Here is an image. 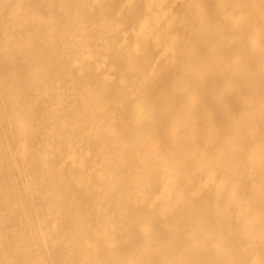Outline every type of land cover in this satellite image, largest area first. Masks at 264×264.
<instances>
[{
  "label": "rangeland",
  "instance_id": "obj_1",
  "mask_svg": "<svg viewBox=\"0 0 264 264\" xmlns=\"http://www.w3.org/2000/svg\"><path fill=\"white\" fill-rule=\"evenodd\" d=\"M124 1L0 0V208H6L0 216V229L5 232L0 245V264H33L22 235L30 236V240L35 238L39 232H35V225L40 222L43 230L47 226L45 232L49 239L51 235L55 237L53 251L56 254L63 252V257L70 262L83 260V264H103V260H108L114 264L112 261L128 254L129 247L139 248L138 240L149 237L148 243L150 246L155 244V248L140 247L135 254L138 261L131 264H247L255 257L261 259L258 264H264V244L251 249L252 241L239 245L243 250L241 257L232 261L228 259V240L239 236V230L244 231L255 220L254 214L250 217L244 212L245 199L238 200V204L226 200L223 206L217 202L215 207L209 203L218 198L203 193L195 194L191 203L175 201L172 194L154 199L158 186L152 182L143 199L135 202L128 197V190L121 184L123 180L131 184L134 179L143 182L150 179V175L162 174L170 161V165L177 166L174 159L179 151L189 154L176 167V180L184 183L195 169H205V155L209 148H212V153L214 149L219 153L217 148H222L220 145L225 146L228 142L225 136L241 133L233 127L234 114L229 115L220 105L210 112L208 99L202 100L201 97L204 86L213 90L224 82H231L233 73L244 71L247 83L244 82L241 87H231L228 99L233 100L237 107L256 102L264 108V100H261L264 97L263 86L255 89L246 87L250 82L253 84L256 78L264 80V70L261 68L264 57L261 56L262 61L247 58L241 62L243 65L231 64L232 54L247 48L246 37L254 26L263 21L259 13L264 16V0H260V3H256L257 0H222L219 8L223 12L214 9L216 0H202L199 1L202 8L200 14L199 2L194 0H179L175 4V0H132L123 9ZM144 15H148L153 22L146 36L137 37L134 27ZM242 24L245 26L241 27ZM80 26L83 30L91 28L88 35H93L100 42L98 46H102L101 51L106 55L102 66L88 55L78 54L84 45L82 41H75V38L82 37ZM239 29L242 33L238 32ZM221 33L227 37L226 40ZM123 34L126 35L125 39H122ZM88 35L85 37H90ZM212 35L220 39L209 47ZM202 40L205 42L202 43ZM148 41L150 45H145ZM170 44L173 47L169 52L154 58L163 46ZM237 44L240 46L237 47ZM256 44L261 52L264 51V36H260ZM177 45H181L179 49ZM205 47H209V50ZM213 55L219 60H215L217 57ZM105 72H110V76H104ZM152 76L157 81L147 84ZM201 83L203 86L198 87ZM244 87L247 91H243ZM179 99L187 101L180 102ZM213 120H224L225 126L208 135ZM174 122L179 123L177 132L179 142H182L181 148L176 146L177 142L171 134ZM259 126L263 131L264 126ZM161 128H166L165 132ZM93 129H96L94 138L90 135L84 137ZM244 129L241 138L235 137L230 147H226L227 156L222 155L223 158L235 157L239 145L242 149L246 145L250 149L257 145L264 147L261 130L259 133L258 129ZM55 131L67 142L63 145L50 142V133ZM27 134L31 137L29 150L18 156L26 167L21 175L9 169L8 165L11 162L10 153L17 150L16 141L22 142ZM85 139H90L92 143L91 151L87 153H83ZM5 141H8L6 145L3 144ZM194 143L197 146H193ZM70 145L79 150L77 154L83 158L82 165L77 160L65 161L67 146ZM99 148L103 149L108 160L100 168L101 175L96 172L93 158V152ZM45 152L46 162L42 160ZM249 152L246 148L239 154L242 156L240 165L245 166L243 178L255 174L252 182H260V188L264 191V156L255 157L254 163L247 165L244 161ZM231 161L234 163V160ZM221 164V160L211 164L220 177L225 175ZM224 167L230 171L226 180L229 182L228 191L232 192V185L238 177L231 171L233 167L229 168L226 163ZM107 184L113 190L104 194L103 189ZM118 193L124 195L121 200L124 204L115 230L109 234L113 246L104 237H99L97 255L75 235L88 224V219L99 216L97 204L116 206ZM230 206L237 208H234V217L227 215L226 210L232 208ZM148 216H155L152 227L144 226L143 221ZM211 217L218 220L214 221L216 218ZM39 218L40 222L37 220ZM55 218L57 221L50 229L48 225ZM43 221H46L45 224ZM226 224H230L232 229L226 237L225 248H221L217 238L221 236L220 228ZM194 229L197 240L192 238ZM34 243L37 248L39 244Z\"/></svg>",
  "mask_w": 264,
  "mask_h": 264
},
{
  "label": "bare ground",
  "instance_id": "obj_2",
  "mask_svg": "<svg viewBox=\"0 0 264 264\" xmlns=\"http://www.w3.org/2000/svg\"><path fill=\"white\" fill-rule=\"evenodd\" d=\"M62 1V0H61ZM179 1V0H175L174 1V4ZM188 1V0H187ZM195 2H199V1H202V0H194ZM204 1V0H203ZM254 1V0H253ZM260 0H257L256 3H260L259 2ZM225 2V1H224ZM223 2V3H224ZM250 2V1H249ZM130 3H132V0H125L124 3H123V9L124 8H127L128 5H130ZM173 3V1H172ZM59 4V3H58ZM197 4V3H196ZM222 4V0H216L215 3H214V9H217L219 12H223L220 10L219 7H221L220 5ZM238 4V3H237ZM235 5V3H234ZM198 6H199V11L198 12L199 14L201 13L202 11V8H201V3L199 2L198 3ZM219 8V9H218ZM232 10V9H231ZM229 11V10H228ZM241 11V10H240ZM216 12V11H214ZM218 12V13H219ZM227 12V11H226ZM231 12V11H230ZM243 12V11H242ZM225 13V12H224ZM229 13V12H228ZM235 13V12H234ZM240 13V12H239ZM245 13V12H243ZM147 14V13H146ZM217 14V13H216ZM222 14V13H221ZM203 15V14H202ZM220 15V14H219ZM225 15H228V14H225ZM230 15V14H229ZM228 15V17H229ZM237 15V14H236ZM241 15V14H240ZM206 16V14L204 15ZM239 16V15H238ZM246 16V15H245ZM244 16V17H245ZM172 17V15H171ZM203 17V16H202ZM222 17V16H221ZM246 18V17H245ZM259 18L260 19H263V21H261L259 23V25L257 26H254L253 29L251 30L250 32V35H248V38L246 42H248V45H247V48H245V46L243 48H245V50L242 49V51H238L237 53H233L232 54V60H231V64L234 66L236 65H239L242 61H244L245 59L247 58H250L251 60L253 61H259L261 59V61L263 60L262 57H264V51H260V47L257 46L256 42H258V39L260 36H264V16L262 13H259ZM200 19V18H199ZM203 19V18H202ZM208 19V17H207ZM205 20V19H204ZM235 20V19H233ZM239 20V18H238ZM246 20V19H245ZM221 21V20H220ZM219 21V22H220ZM227 21V19H226ZM231 21V19H230ZM237 21V19H236ZM153 22V20L149 19V16L148 15H144L142 16L137 22H136V25L134 27V32L135 34L137 35V37H141V36H146L147 33L149 32V25ZM206 22V21H205ZM204 22V23H205ZM224 22V21H223ZM233 23V21H232ZM244 23V22H243ZM74 24V23H73ZM206 24V23H205ZM213 24V22H212ZM221 24V22H220ZM258 24V23H257ZM256 25V24H255ZM204 26V25H203ZM212 26V25H211ZM228 26V25H227ZM245 26V25H244ZM243 24L241 25V27H244ZM81 29H79V27L77 29L81 30L82 31V37H78V39L75 38V41H82L83 42V48L81 49V51L78 53V54H86L88 55L90 58H92L94 60V62L97 64V65H100L102 66L103 63H104V60H105V52L103 53L101 51V48L102 46H98V43L100 44V42L98 40H96L94 38L93 35L90 36V34L88 35L87 32H89L91 30V28H88L86 30H83V27L80 26ZM240 27V28H241ZM204 28V27H203ZM212 29V28H211ZM210 29V30H211ZM215 29V27L213 28ZM227 29V28H226ZM243 29V28H242ZM75 30V29H74ZM200 30H201V27H200ZM209 30V31H210ZM228 30H229V26H228ZM205 34H206V30H204ZM223 31V30H222ZM220 30V32H222ZM85 32V35H88L90 37H85L84 33ZM199 32V31H198ZM214 32V30H213ZM239 33H242L241 30L239 29L238 30ZM76 33V32H75ZM156 33V32H155ZM201 33V31L199 32ZM244 33V31H243ZM157 34V33H156ZM204 34V35H205ZM233 35V33H231ZM230 34V35H231ZM247 34V33H246ZM162 35V33H161ZM211 35V33H210ZM221 35H223L221 33ZM237 35V34H236ZM234 35V36H236ZM239 35V34H238ZM76 36V35H75ZM74 36V37H75ZM133 36V35H132ZM219 36H220V33H219ZM224 36V35H223ZM247 36V35H246ZM126 35L123 34V38L122 39H125ZM130 38V36H128ZM127 37V38H128ZM143 38V37H142ZM161 38V37H160ZM210 38V37H209ZM225 40L227 37H225ZM238 38H240L238 36ZM263 38V37H262ZM131 39V38H130ZM151 39V38H150ZM220 39V38H219ZM219 39L217 40V38L213 35H212V38H210L209 40V47L210 45H213L215 44L216 40L219 42ZM244 39V38H243ZM120 40V39H119ZM142 40V39H141ZM145 40V39H143ZM148 40V38H147ZM206 40V39H205ZM236 40V39H235ZM241 40V39H240ZM130 41V40H129ZM163 41V39L161 40ZM203 41V40H202ZM228 41V40H227ZM133 42V40H132ZM131 42V43H132ZM140 42V41H139ZM152 42V41H151ZM165 42V41H163ZM205 41H203L202 43H204ZM237 42H238V39H237ZM241 42H244L241 40ZM239 41V43H241ZM129 43V42H128ZM149 43V41H148ZM145 43V45H150V43ZM153 43V42H152ZM223 43V41H222ZM94 44H97V46L95 45L94 47ZM141 44V43H140ZM163 43H161L162 45ZM165 44V43H164ZM232 44V43H231ZM243 44V43H242ZM247 44V43H246ZM129 45V44H128ZM139 45V43H138ZM142 45V44H141ZM152 45V44H151ZM228 45V44H227ZM238 45L240 46V44H237V47ZM178 46V45H177ZM181 46V45H179ZM179 46H178V49H179ZM217 46V44H216ZM144 48L146 46H143ZM150 47V46H149ZM148 47V48H149ZM154 47V44L153 46ZM173 45L170 44V45H166V46H163V48H161V50L159 52L156 53V56L154 58H157V57H160L162 56L163 54H166L167 52L170 51V49H172ZM203 47V46H202ZM201 47V48H202ZM207 47V48H209ZM218 47V46H217ZM216 47V48H217ZM236 47V48H237ZM264 47V46H263ZM155 48V47H154ZM183 48V47H182ZM199 48V47H198ZM206 48V47H205ZM206 48V49H207ZM219 48V47H218ZM135 49V48H134ZM151 49V48H149ZM147 49V50H149ZM190 50V45H189V48ZM221 49L223 50V48L221 47ZM175 50V49H174ZM209 50V49H207ZM217 50V49H216ZM78 51V50H77ZM133 51V50H132ZM158 51V50H156ZM224 51V50H223ZM236 51V50H235ZM134 52V51H133ZM144 52V51H143ZM142 52V53H143ZM141 53V54H142ZM149 53V52H147ZM214 53V52H213ZM221 53V52H219ZM223 53V52H222ZM225 53V52H224ZM78 54H75V56H78ZM136 54V53H135ZM226 54V53H225ZM224 54V55H225ZM204 55V54H203ZM202 55V56H203ZM209 55V53L207 54ZM221 55V54H220ZM218 55V56H220ZM135 56V55H134ZM144 56H145V53H144ZM173 56V55H172ZM201 56V57H202ZM210 56V55H209ZM214 56V55H213ZM212 56V57H213ZM262 56V57H261ZM133 57V56H132ZM214 57H217V56H214ZM224 57V56H223ZM229 57V56H228ZM169 58V57H168ZM211 58V57H210ZM221 58V57H220ZM225 58V57H224ZM77 59V57H75V60ZM197 59V58H196ZM136 60V58H135ZM215 60H219L218 57L215 58ZM225 60V59H224ZM250 60V61H251ZM132 61V60H131ZM170 61V60H169ZM177 61V59H176ZM135 63V61H134ZM175 63V61L173 62ZM223 63V62H222ZM194 64V63H193ZM198 64V63H197ZM226 64V63H225ZM242 64V63H241ZM129 65V64H128ZM131 65V64H130ZM137 65V64H136ZM243 65V64H242ZM132 66V65H131ZM135 66V65H134ZM153 66V65H152ZM230 67V66H228ZM244 67H245V64H244ZM252 67V66H250ZM249 67V68H250ZM197 68V67H196ZM233 68V67H232ZM261 68H263L264 70V65L261 64ZM132 69V68H131ZM246 69H248L246 67ZM244 68V70H246ZM129 70V69H128ZM203 70V69H202ZM232 70V69H231ZM249 70V69H248ZM251 70V69H250ZM260 69H258L257 71H259ZM262 70V71H263ZM185 71V70H184ZM132 72V71H131ZM192 72V71H191ZM190 72V73H191ZM252 72V71H251ZM261 72V71H260ZM151 73V72H150ZM231 73V72H230ZM233 73V72H232ZM255 73V72H254ZM192 74V73H191ZM195 74V73H194ZM245 74L246 72L244 73V71H239V72H235L231 75L230 77V81L231 82H224L222 84H220L217 88L213 89V90H210L209 87H205L203 88V91H202V94H201V97H202V100H204V98H207L208 99V103L210 105V112H214L216 110V106L217 105H220L219 107L223 109H225V112L226 113H229V115H231L230 113L234 114L235 115V120L234 121V129H239L241 133H236V134H230L228 136H225L228 140V142L224 145H220L222 146V148H217L218 149V152L217 153L215 151V149L213 150L214 153L211 152L212 148H209V152H207V154L205 155L207 160H205V169H195L192 173V176L189 177V179L184 182V183H181L179 182V180H176V174H178L177 172V169L176 167L179 165L177 163H179V161H185L187 159V153L183 154V152H178V155L176 157V159H174V161L176 162V165L175 164H172V161L168 162L166 164V166L164 167L165 168V172L162 173V174H158L156 173V175H150L148 178L150 179H147L143 182H139L138 180H132V183L129 184V182H127L126 180H123L121 182L122 185H124V187L128 190V194H129V198H131L133 201L135 202H138L139 200L143 199L142 197H144V194L146 192V190L149 188V186L151 185L152 182H154L158 187H157V192L156 194H154V199H157L160 195H173V197L175 198V201H187V203H191V200L193 199L194 195L197 194V193H203V194H206L207 196L211 197V198H218L219 201H221L222 203H220L218 200H214L212 201V203H209L210 206L212 207H215L217 206V202L223 206V202H225L226 200L227 201H230V202H236L235 204H238L239 201L238 200H241V199H245L246 200V204L243 206V208L245 209L244 212H247L250 217H251V214H254V217H255V220L248 226L247 229H245L244 231L242 230H239L240 231V235L237 236V237H234L232 239H229L228 240V243L230 245V248H229V251H228V256L230 259V261L234 260L235 258H239L242 256V252L240 249V246L242 243H248L249 241H252L251 242V246L250 248L253 249L256 245L262 243L264 244V191L261 190V185H260V182H258L257 184L256 183H253L251 178H255V174H253L252 176L248 177V178H243V175H244V167H242L241 162H242V159L239 154L242 153V151L246 148H248V151L250 150V152L247 154V157H246V161H244L245 164L247 165H252V163H254V159L255 157L257 156H264V147H262L261 145H257L256 148L254 149H250V147H247V145L244 147V149H242V146L239 145V148H237V153L235 152V157L232 155L231 158H228L226 157L227 154V148L226 147H230L229 144L230 142H232L234 140V138L237 137L238 138H241L240 135H242V132H243V129L247 128L249 130H256L258 129L257 131L259 132L261 130L262 133H260L262 135V137L264 136V128H263V131L262 127L259 126V124L263 125L264 126V108H262L260 106L259 103L256 104L251 102L249 103L247 106L245 107H237V105L234 104V101L233 100H229L228 99V96L231 92V87H241L243 85V83L245 82ZM249 74V73H248ZM248 74H247V78H248ZM102 75V74H101ZM125 75V74H124ZM189 75V74H188ZM253 75V74H252ZM104 76H110V72H105L104 73ZM250 76V75H249ZM194 77V76H193ZM98 79V78H97ZM150 81L147 82L148 83H155L157 81V78L155 76H152L151 78H149ZM181 79V78H180ZM257 79V80H256ZM253 80V84H249V86H246L248 88H258V87H261L263 86L262 88L264 89V84H262V82L264 83V80H262L263 78H261L262 81H259L258 78H256ZM188 81V80H187ZM186 81V82H187ZM98 82H100V80H98ZM182 83V82H181ZM247 83V81L245 82ZM248 85V84H247ZM150 86V85H149ZM185 86V85H184ZM203 86L202 83L199 84L198 87H201ZM122 88V87H121ZM244 90L243 91H247L245 89V87L243 88ZM186 90V89H185ZM198 90V89H197ZM156 93V92H155ZM186 93V92H185ZM191 93H194V92H191ZM244 93V92H243ZM196 95V93H194ZM199 94V93H198ZM263 94H264V90H263ZM262 94V95H263ZM143 95V94H142ZM151 96L150 95V99H151ZM156 96V95H155ZM185 96V95H184ZM182 96V97H184ZM191 96V95H190ZM194 97V95H192ZM196 97V96H195ZM249 97V96H248ZM143 98V97H142ZM155 98V97H154ZM262 99L261 100H264V97H261ZM185 99V98H184ZM206 99V100H207ZM146 100V99H145ZM148 100V99H147ZM146 100V101H147ZM153 100V99H152ZM155 100V99H154ZM180 101V99L178 100ZM181 101H187V100H181ZM180 101V102H181ZM148 102V101H147ZM146 102V103H147ZM203 102V101H202ZM236 102V101H235ZM151 103V102H149ZM183 103V102H182ZM264 103V102H263ZM152 104V103H151ZM150 104V105H151ZM153 104L155 105V103L153 102ZM179 104V103H178ZM204 104V103H203ZM207 104V103H206ZM257 105L259 107H257ZM148 107V106H147ZM138 111V110H137ZM148 111V110H147ZM150 111V110H149ZM148 111V112H149ZM148 112H147V115H148ZM212 115V114H211ZM209 115V116H211ZM161 118V117H160ZM10 124V123H9ZM166 125V123H165ZM211 127H210V130L208 132V135H212V131H218L217 129L219 127H222V126H225V121L224 120H218V121H215L213 120L212 123H210ZM1 126V124H0ZM3 126V125H2ZM148 126V125H147ZM179 128V123L177 122H174L172 123V126H171V134L174 138V140L177 142V145L178 147L181 148V145L182 142H179V134L177 132V129ZM3 129V128H2ZM147 129V128H146ZM221 129V128H220ZM244 129V130H245ZM155 130V129H154ZM161 130H164L161 128ZM166 130V128H165ZM164 130V132H165ZM56 132V131H55ZM51 132L50 133V140L47 138L46 140H49L50 142H58L60 145H63V143H66L67 141H65L63 139V136H60L57 132ZM162 132V131H161ZM259 133L257 134L259 136ZM2 134V133H1ZM95 134H96V129H93L91 131H89L88 133H85V136L87 138L86 135H90L92 136L93 138L95 137ZM143 134V133H142ZM190 134V133H189ZM144 135V134H143ZM192 135V134H190ZM189 136V135H188ZM194 136V135H193ZM142 137V136H140ZM191 137V136H190ZM196 137V136H194ZM226 138H223L226 140ZM261 138V137H259ZM6 139V137L4 138ZM40 139L41 137H39V140H38V143H40ZM52 139V140H51ZM172 139V138H171ZM196 139V138H195ZM258 138L256 137V140ZM8 140V139H7ZM31 140V137L29 134H27L25 136V138L23 139L22 142H18L16 141V145H17V150L15 152H11L10 153V156H11V162L10 164L8 165L9 169H14L16 170L19 174H23V172L25 173V169L26 167L22 164L23 160L21 161L20 158H18V156L21 155V153L23 152H26L29 150V141ZM140 140V139H139ZM197 140V139H196ZM255 140V141H256ZM12 141V140H11ZM9 142V143H13V142ZM85 149L83 151V153H87L89 151H91V141L90 139H85ZM90 141V142H89ZM173 142V140H172ZM179 142V143H178ZM3 143V142H2ZM8 143V141H5V143H3L4 145H6ZM14 144V143H13ZM15 144L12 145V147L15 148ZM263 144H264V141H263ZM3 145V149H5L6 146ZM9 145V144H8ZM66 145H69L68 143ZM193 146H197L196 143L193 144ZM218 146V147H220ZM192 147H190L189 149H191ZM9 149L12 150L11 146L9 147ZM170 149V147H169ZM172 149V148H171ZM188 149V150H189ZM4 151V150H3ZM6 151V150H5ZM9 151V150H8ZM78 149L77 147H74L73 145H70V146H67V157L65 159V161H73V160H77V163L79 165H82L83 164V158L78 155ZM47 152V151H46ZM43 153L42 154V160L44 162L47 161V153ZM190 152H192V150H190ZM226 156L224 157L226 160H224L223 156L222 155H225ZM6 155V153H5ZM6 157V156H5ZM8 157V155H7ZM68 158V159H67ZM93 158H94V162L96 164V172L98 175H101L99 174L100 173V168L101 167H104L105 164L108 163V160H107V157L105 155V153L103 152V149L102 148H99L98 150L94 151L93 152ZM9 159V157H8ZM234 160V163L231 161ZM9 160V161H10ZM221 160V165L222 167L224 168V173L225 175H222L224 177H220V175L218 174V172L216 171V169H212L211 168V164H213L214 162L216 161H220ZM213 162V163H212ZM65 163V162H64ZM226 163L227 166H229V168L232 169L233 165H237V166H234L233 170H231L232 172H235L237 174V177L238 179L235 180L234 184L232 185L233 187V190L232 192L228 191V186H229V182L226 180V177H227V174L230 172L229 170L225 169L224 167V164ZM102 169V168H101ZM260 169V168H259ZM25 170V171H24ZM258 172V171H257ZM84 173V172H83ZM91 173V172H90ZM89 173V174H90ZM12 174V173H11ZM218 174V175H217ZM231 174V173H230ZM65 173L61 174L62 177H64ZM90 175H93V174H90ZM149 175V174H148ZM29 176V175H28ZM18 177V176H17ZM16 178V177H15ZM25 178V177H24ZM92 178V177H91ZM94 178V176H93ZM97 178V176L95 177V179ZM225 178V179H224ZM17 179V178H16ZM23 179V178H22ZM62 179V178H61ZM27 180V179H26ZM31 182H32V179H30ZM67 180V179H66ZM17 182V180H16ZM24 182V181H23ZM27 182V181H26ZM67 182V181H66ZM95 182V181H94ZM179 182V183H178ZM129 184V185H128ZM32 185V184H31ZM34 185V184H33ZM66 185V184H65ZM18 186V185H17ZM63 186V185H62ZM61 186V188H62ZM26 187V186H25ZM31 187V186H30ZM29 187V188H30ZM35 187V185H34ZM65 187V186H64ZM106 189H103V193L105 194V192H112L113 188L110 187V184H107L106 186ZM14 189V188H13ZM30 189H34V188H30ZM29 189V191H30ZM18 190V189H17ZM36 190V189H35ZM57 190V189H56ZM34 191V190H32ZM59 191V190H58ZM19 192V191H18ZM61 192V191H60ZM99 192V191H98ZM97 192V193H98ZM36 193V192H35ZM56 193V192H55ZM15 195V194H14ZM30 194H28L29 196ZM52 195V194H51ZM149 195V194H148ZM27 196V197H28ZM124 197V195L122 193H118L117 195V201H116V206L115 204L113 205V207L110 205V204H97V207L99 208L98 209V215L99 216H95V217H91L90 219H88V224H85L84 225V228L83 229H80L77 233H76V237L80 238V240H82L84 242V244L88 245L93 252H95V254L98 255V239L99 237H104L106 239V241L110 244V246H113V243H112V239L109 237V234L110 232L114 229L115 230V226L117 224V221H119V217L122 215L121 212H120V209L123 207L122 205L124 204L123 202H121L122 198ZM249 197V198H248ZM15 203H16V198L14 197L13 198ZM98 201H101L100 199H98ZM174 201V200H173ZM38 202V200H37ZM89 202V201H88ZM172 202V201H170ZM18 203V202H17ZM163 202H161L162 204ZM34 204V203H33ZM32 204V205H33ZM40 205V204H39ZM38 205V206H39ZM167 205V204H166ZM41 206V205H40ZM39 206V207H40ZM221 206V207H222ZM22 207V206H21ZM36 207V206H35ZM232 207V206H230ZM37 208V207H36ZM41 208V207H40ZM236 207H232V208H229L228 210H226V212L228 213L227 215L231 216V217H234L236 215V210L234 209ZM25 209V208H24ZM157 209V208H156ZM221 209V208H220ZM37 210V209H36ZM153 210V209H152ZM163 210V209H162ZM165 210V209H164ZM6 211V208H0V216H2ZM42 211V210H41ZM157 211V210H156ZM22 212H24L22 210ZM39 212V210H38ZM31 213V212H30ZM37 213V212H36ZM41 213V212H40ZM39 213V214H40ZM157 213V212H156ZM162 213V212H160ZM159 213V215H160ZM148 214V213H147ZM158 214V213H157ZM22 215V213H21ZM25 215V214H24ZM43 215V214H42ZM158 215V216H159ZM204 215V214H203ZM208 215V214H207ZM25 217V216H24ZM37 217V216H36ZM26 218V217H25ZM42 218V217H41ZM37 219L38 221L41 219ZM166 218V217H165ZM216 217H211L210 219H214ZM45 219V218H44ZM43 219V220H44ZM48 219V218H47ZM25 220V219H24ZM27 220V219H26ZM201 220V219H200ZM218 218L214 219V221H217ZM57 221V218L51 220V223L48 225L50 229L53 228V225L56 223ZM165 221V220H164ZM25 222V221H24ZM27 222V221H26ZM40 222V221H39ZM46 222V221H45ZM45 222L43 221V224H45ZM205 222V221H204ZM32 223V221H31ZM30 223V224H31ZM144 223V226L145 227H149L151 226L152 224L154 225L155 223V216H148L144 219L143 221ZM35 224V223H34ZM47 225V224H46ZM152 225V226H153ZM37 226L36 228V231L37 230L39 232H37V236L33 239L30 240V236L28 235H22V239L24 240L25 242V245L27 247V251L31 254L32 256V261H33V264H83L85 261H74V262H70L68 259H65L63 257V252L62 253H59V254H56L53 250H54V243H55V237L53 235H51V238L49 239V235L47 234V232H45V230L47 229V226L45 227L46 229L43 230L42 227V223L40 222L39 224L35 225V227ZM151 226V227H152ZM30 228V227H29ZM193 228V226L191 227V229ZM196 228V227H194ZM26 229V227H25ZM232 229V226H230V224H226V225H223V227L220 228V232H219V235L221 236H218V241H219V247L221 248H225V245H226V237L229 233V231ZM32 230V229H31ZM35 230V228H34ZM33 230V231H34ZM49 230V229H48ZM29 232H31L29 229H28ZM50 231V230H49ZM127 231V230H126ZM238 231V232H239ZM242 231V232H241ZM2 230L0 229V245L2 244V240H4V235H5V232H2ZM85 232V233H84ZM118 232V231H116ZM126 233V232H125ZM50 234V232H49ZM117 234V233H116ZM32 235V233H31ZM34 235V234H33ZM32 235V236H33ZM120 235V234H118ZM116 235V236H118ZM31 236V237H32ZM73 236L69 237V238H72ZM75 237V238H76ZM120 237V236H118ZM216 237V235L214 236ZM192 238L194 240H197V231L196 229H194L192 231ZM209 235H208V239H209ZM119 239V238H118ZM148 240H149V237L145 238L144 240L141 239V240H138L140 243L139 246L137 247H144L145 249L147 247H150L151 249H154L155 248V244L151 245L148 243ZM36 241V242H35ZM117 241V240H116ZM127 241H130L127 240ZM32 242V243H31ZM38 243V247L35 248L36 246L33 245V243ZM120 242V240H119ZM124 242V241H123ZM34 243V244H35ZM127 243V242H126ZM117 244V243H116ZM115 244V246H116ZM249 244V243H248ZM122 245V243H121ZM127 246V244H124ZM240 245V246H239ZM35 246V247H34ZM107 246V245H106ZM109 246V245H108ZM118 246V245H117ZM107 248V247H105ZM112 248V247H111ZM110 248V249H111ZM139 248H134L132 249V247L130 248L129 247V250H127L128 254L125 256L124 254L119 256V258L115 261H112L114 264H131L133 262H136L138 261L137 260V256L135 255L136 253H138V249ZM85 249V247H84ZM132 249V250H130ZM86 250V249H85ZM107 250V249H106ZM113 250V249H112ZM243 251V250H242ZM112 252V251H111ZM110 252V253H111ZM58 253V252H57ZM104 254V253H103ZM224 254V253H223ZM230 254V255H229ZM57 255L61 256V257H58ZM226 257L227 255L224 254ZM63 257V258H62ZM99 257V256H98ZM217 258V256H216ZM227 259V260H228ZM93 260V259H92ZM217 260V259H216ZM261 259L260 257H255L253 259H250L247 264H258V262H260ZM103 264H112L111 262H109L108 260H103L102 261ZM238 262V261H237ZM94 264V263H93ZM172 264V263H171ZM239 264V263H237Z\"/></svg>",
  "mask_w": 264,
  "mask_h": 264
}]
</instances>
